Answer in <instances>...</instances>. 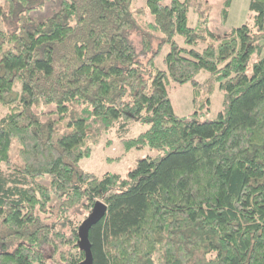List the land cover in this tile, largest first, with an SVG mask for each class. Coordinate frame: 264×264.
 Here are the masks:
<instances>
[{
	"label": "trees",
	"instance_id": "trees-1",
	"mask_svg": "<svg viewBox=\"0 0 264 264\" xmlns=\"http://www.w3.org/2000/svg\"><path fill=\"white\" fill-rule=\"evenodd\" d=\"M145 1L63 0L36 20L46 0H0V264H80L78 230L97 201L93 264H264V0L251 1L253 25L224 36L204 0ZM134 34L141 55L158 42L146 61ZM202 71L225 110L181 118L168 87L191 82L198 97ZM50 105L56 117L43 118ZM133 122L147 128L124 138ZM112 131L125 151H167L126 178L85 169Z\"/></svg>",
	"mask_w": 264,
	"mask_h": 264
},
{
	"label": "rangeland",
	"instance_id": "rangeland-1",
	"mask_svg": "<svg viewBox=\"0 0 264 264\" xmlns=\"http://www.w3.org/2000/svg\"><path fill=\"white\" fill-rule=\"evenodd\" d=\"M169 1L170 0H166L165 3L168 4ZM226 1L227 0H204L205 3L211 4L213 7L210 17L208 18V25L211 31L219 36H224L230 34L233 29L243 24H254L256 12L251 8L252 0H230L229 6H227ZM62 2L63 0H46L45 6L41 9L32 11L31 15L36 20H45L61 7ZM145 5V0H134V7H142ZM225 10H227L226 13L224 12ZM195 23V15L189 13V26L194 27L196 25ZM0 27L2 29H7L3 23H0ZM132 38L138 52L140 53L139 57L142 61H146V59L152 56L153 52L157 49L158 42H155L154 48L150 52L151 54L147 56L141 55L140 37L134 34L132 35ZM176 40L181 46L185 45L182 36L178 35ZM169 49L168 45L164 46L160 54L156 57V64L159 68H164L165 65L163 58ZM258 57L260 56L253 55L249 62L247 73L251 74L252 64L258 59ZM196 80L205 86L202 88L198 97L196 96L195 86L191 82L182 85L171 83L168 87L175 113L181 118L196 119L200 122L217 119L220 116V113L225 110V92L220 89L219 82L212 79V76L207 71L199 73ZM205 96L210 98V103H206V105L200 109V113H198L199 110L197 108L205 102ZM196 97L197 102H195ZM53 108L54 105L44 106L38 111L43 112V118L49 116L56 117V115L51 113ZM146 128V124L133 122L130 125L129 131L123 137H134ZM115 132L116 131L107 133L103 137L100 146L95 148L93 156L87 161H83L85 169L99 175L106 172L118 173L121 174L123 178H126L128 177L129 172L136 167L139 160L144 158L156 159L160 156H164L167 151L166 149L160 151L152 150L149 147L125 151L122 143L120 144V137L116 134L117 132ZM47 179L48 177H42L40 178V181L50 185V181ZM76 209H73L70 212L72 217L78 215V219L82 218L81 220H84L85 212L82 209L75 211ZM47 254L50 256L49 251Z\"/></svg>",
	"mask_w": 264,
	"mask_h": 264
},
{
	"label": "water",
	"instance_id": "water-1",
	"mask_svg": "<svg viewBox=\"0 0 264 264\" xmlns=\"http://www.w3.org/2000/svg\"><path fill=\"white\" fill-rule=\"evenodd\" d=\"M106 211V204L102 201H97L93 207L92 212L79 227V246L85 252V260L80 264H93L91 242L89 240V231L93 225H95L104 217Z\"/></svg>",
	"mask_w": 264,
	"mask_h": 264
}]
</instances>
